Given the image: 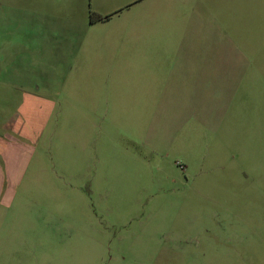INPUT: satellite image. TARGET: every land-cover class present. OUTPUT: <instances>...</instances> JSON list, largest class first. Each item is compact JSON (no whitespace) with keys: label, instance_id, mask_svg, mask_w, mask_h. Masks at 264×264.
I'll return each mask as SVG.
<instances>
[{"label":"rangeland","instance_id":"rangeland-1","mask_svg":"<svg viewBox=\"0 0 264 264\" xmlns=\"http://www.w3.org/2000/svg\"><path fill=\"white\" fill-rule=\"evenodd\" d=\"M1 141L0 264H264V0H0Z\"/></svg>","mask_w":264,"mask_h":264},{"label":"crops","instance_id":"crops-1","mask_svg":"<svg viewBox=\"0 0 264 264\" xmlns=\"http://www.w3.org/2000/svg\"><path fill=\"white\" fill-rule=\"evenodd\" d=\"M24 110V112H26V113H36L37 111H38V109H36V108H34V107H28V108H26V109H23ZM5 129L6 130H11L12 129V127H11V125H10V123H8L7 125H6V127H5ZM7 136H5V138H6ZM8 138V137H7ZM7 143H5V142H3V141H1L0 142V151H1V149H2V146H4V145H6Z\"/></svg>","mask_w":264,"mask_h":264}]
</instances>
